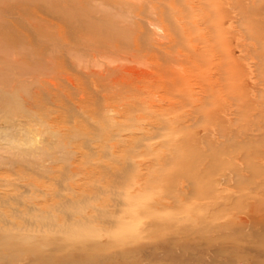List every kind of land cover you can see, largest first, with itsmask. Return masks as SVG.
<instances>
[{"label": "rangeland", "instance_id": "obj_1", "mask_svg": "<svg viewBox=\"0 0 264 264\" xmlns=\"http://www.w3.org/2000/svg\"><path fill=\"white\" fill-rule=\"evenodd\" d=\"M17 1L0 0V3L2 2L0 11L9 6L5 12L3 10L4 13L0 12V15L4 17H0V24L4 23L7 26V30L3 27L2 31L8 36L11 35L8 31H13L11 33L15 36V39H10V42L6 40L4 43L0 37V56L1 59L3 58L0 59V70L11 83V86L8 85L5 88L6 90L13 91L17 88L12 86L22 87L23 85L22 89L19 88L23 91L22 93H25L23 94V101H26L24 105L31 106V114L41 117L39 122L42 126H34L38 135L37 142L43 145L51 141L48 145H51V152L49 151L51 155L45 158L46 161L42 160L46 171L36 170L38 168L24 162L25 159L18 149L0 140V201H3L2 205L7 208L13 206L21 208L20 203L24 196L31 197V201L33 199L38 207L43 208L41 213L43 215L35 217H40L38 222H35L37 226L0 227V233L2 232L0 264H264V129L262 130L261 127L264 124V82L260 81L264 71L256 70L255 64L258 60L249 55L250 51L247 52V47L248 49L254 47L253 43L256 39L246 35L245 32L248 31L249 26L246 20L242 21V18L248 16L246 7L255 8L259 5L258 0H241L242 8L238 10L231 9L230 5L234 0H131L132 2L130 0H94V2L93 0H67L66 3L72 8L70 9L68 5L66 7L65 4L59 8L60 12L67 8L64 11L66 16L75 14L71 16V19L75 18L73 21L77 22L80 18L82 20L70 24L58 13L54 14L56 17L51 14L53 18L47 19L48 22L46 21L45 24L36 18L21 14L19 18L21 25L28 30L24 32L18 25L20 22L14 19L18 16L10 14L11 7L17 4ZM37 1L40 3L36 2V4H42L43 0ZM79 1L84 2L81 5ZM52 2L60 4L62 0H52ZM127 6L132 7L136 12H132V9L130 11ZM221 8L230 10L224 14ZM127 13V17L123 15ZM179 16L180 18L185 16L181 18L182 22ZM160 17L164 18L165 24L169 23L167 25L169 30L181 29L179 34L184 37H182L184 47L186 44L190 49V37L199 38L200 41L198 39L197 43L201 50L197 53L206 55L208 57L206 64L210 66L218 64L219 60L214 61L212 54L214 55L215 50H220L221 45L218 46L212 41L215 46L212 50L213 48L202 43L201 29L206 30L209 39H216L219 35L216 33L223 31L226 27L220 21L230 19L234 20L235 25L246 35L243 39L244 48L239 49L240 53L236 52L232 58L241 65L240 67H243L242 77L249 78V72L255 70L254 73L259 78L254 86L249 84L242 86L249 105L248 122L244 121L243 116L238 112V115H232L230 118L233 123L229 125V128L233 130L231 136H224L222 133V127H224V123H221L222 116L214 118L217 126L204 117L210 108L217 107L222 110L224 103L220 105L221 107L217 105L219 92L215 94L214 104L209 103L211 80L206 75L208 68H201L200 64V68L197 69L192 58L181 59L186 68L190 67L189 74L193 76L190 78V84L194 88V99L190 106H186L183 110H175L167 116L149 109L150 106L160 104L158 97L153 94L160 88L158 87L160 73L153 61H145V52L146 54L148 52L141 51L136 55L134 45L137 43L135 48L138 45L149 46L151 40L160 38L156 36L155 39L154 32L155 35H163L162 32L156 33L154 28ZM205 18L213 19L207 23L209 27L205 24ZM197 19L198 24L194 25ZM251 19H255V26L258 25L264 35V8L256 16H251ZM152 20L156 22V25ZM201 21L205 23L202 24ZM79 22L81 25L89 24H84V28L80 25L82 27H79L80 30H85L84 32L81 30L82 33L77 28ZM248 22L251 24L250 21ZM158 23L161 26L160 22ZM14 25L17 26L14 27ZM198 25L200 26L197 27ZM32 29L37 31L34 33ZM40 31H43L47 37ZM236 33V30H230L222 36L232 38ZM97 34L100 36L98 37ZM114 34L116 40L126 41L129 47L119 48L120 50L114 47L104 50L100 48L102 51L98 48L100 52L97 49L93 53L88 52L89 55L87 52L81 54V51L70 48L71 45L73 47L79 45V42L82 44L80 38L85 42L97 40V42L109 44L115 41L111 39L114 38ZM87 35L90 36L86 38ZM74 37L78 38V41L73 40ZM162 41L166 40L162 39ZM184 47L186 55L190 51ZM112 48L114 49L111 50ZM151 48L154 49L153 56L158 55L156 47L152 45ZM204 48L206 51L203 50ZM232 48L238 50L236 47L232 46ZM242 50L245 54L241 53ZM134 54L137 57L140 55L144 57L135 58ZM219 54L221 56V53ZM150 64L155 71L152 67L149 68ZM171 66L180 69L176 65ZM145 72L148 74L151 72V75ZM220 78L224 80L225 74L221 73ZM196 83L198 85H195ZM98 86L102 87L99 89ZM25 88L32 90L33 94H31L34 98L29 97L31 94L26 92ZM95 89L98 90L97 94L92 93ZM125 89H129L130 92L124 93ZM201 89L202 92H200ZM114 92L115 95H113ZM110 95L111 98H109ZM114 96L116 97L112 98ZM105 103L108 108L103 106ZM127 104L132 105L130 106L132 111L128 112L127 116L139 117L143 123L141 129L135 131V136L138 135L139 138L134 141V146L131 148L128 147L127 142L123 143L111 136L120 129L119 125L116 123L114 125V119L113 124L111 123L112 118L118 121L119 116H122L115 110L113 112L111 107L116 105L115 108L119 106L121 110L126 108L124 106ZM99 106L106 110H97ZM33 108L36 113L33 112ZM232 109L240 110L241 107L234 106ZM185 112L189 115L185 116ZM181 113L184 117L178 116ZM104 118H107L109 123L104 122ZM176 118L179 124L176 123ZM251 121L260 122L258 124L261 125L255 127L250 124ZM155 122L160 124L162 129L152 128L151 123L154 125ZM13 124L17 125L15 122ZM4 126L1 125V135L4 138L6 135V132H3L4 128L8 129L9 135L15 134L19 129V126L11 127L7 123V127ZM105 127H107L106 131ZM146 129L149 130L150 137L143 136V130ZM128 131L119 133L126 135ZM106 132H109V139H102L107 137ZM229 138L238 141L237 145L229 144L231 141ZM110 145L111 148H109ZM256 148L257 152L254 151ZM252 153L257 154L256 158H252ZM31 160L34 159L31 158ZM251 160L254 167L256 165L259 169L258 175L251 172L253 167L249 163ZM79 167L81 169L77 171ZM116 173L119 176L116 177ZM132 186L139 188L135 191L138 196H131ZM82 188L83 192L89 195L86 200L79 202L78 205L68 200L73 192H81ZM125 193L130 195L129 205L121 200ZM91 196L110 198L113 202L105 207L104 211L95 212L97 214L92 220H85L83 216L87 212L83 210L87 207L86 205L93 202ZM158 198L161 199L160 204L157 202ZM4 200H6L5 203ZM59 200L61 202L64 200V204L58 203ZM156 217L158 222L157 219L153 221ZM10 237H13V240Z\"/></svg>", "mask_w": 264, "mask_h": 264}, {"label": "bare ground", "instance_id": "obj_2", "mask_svg": "<svg viewBox=\"0 0 264 264\" xmlns=\"http://www.w3.org/2000/svg\"><path fill=\"white\" fill-rule=\"evenodd\" d=\"M5 1V0H4ZM42 1V0H41ZM66 1L67 0H62V3H60V4H56L55 2V4L52 2V0H51V2H50V0H43L42 1V4H36V2L38 3L39 1H37V0H18L17 2V4H15L13 7H11V12H10V14L11 15H15V17L16 16H18V17H16V18H14V19H16V21L18 20L19 22L21 21V20H19V18H21L20 17V15L22 14L23 16H25V17H30V18H36V19H38V21L39 22H43V23H45L46 24V21H47V19H51L50 17H52V15L51 14H58V15H60V16H62V18L63 19H65L67 22H69L70 24L71 23H77L76 21H73V20H75V18L74 19H71V16H73V15H75V14H73V15H71V16H66L67 14L64 12L67 8V3H66ZM81 1V0H80ZM79 1V2H80ZM100 1V0H99ZM99 1H96V2H99ZM127 1V0H126ZM133 1V0H132ZM131 0H130V2H132ZM135 1H137V0H135ZM151 1V0H150ZM149 1V2H150ZM207 1V0H206ZM208 1H210V0H208ZM241 0H234V2L230 5L231 6V9H234V10H238V9H241L242 8V3L240 2ZM8 2V1H7ZM44 2V3H43ZM77 2V4H78V1H76ZM82 2H84V1H82ZM82 2H80V4L82 3ZM87 1H85V3H86ZM89 2V1H88ZM93 2H94V0H93ZM92 2V3H93ZM129 2V1H128ZM127 2V3H128ZM9 3H10V1H9ZM40 3V2H39ZM74 3V2H73ZM91 3V2H90ZM89 3V4H90ZM101 3V2H100ZM119 3V2H118ZM207 3V2H206ZM210 3V2H209ZM0 4H2V2L0 3ZM66 4V5H65ZM75 4V3H74ZM87 4V3H86ZM102 4V3H101ZM208 4V3H207ZM213 5V3H210V5ZM258 6H256L255 8H253V9H249L248 7H246V12H247V14H248V16H247V18L245 17V18H242V21L243 20H246V23L248 24V31L247 32H245L246 33V35L247 36H250V37H255V43H253L254 44V47L252 46L251 47V49L249 48L248 49V47H247V52L248 51H250L251 53L249 54V55H251V57L252 58H255V59H257L258 61H257V63L255 64V67H256V70L258 71V70H263L264 71V35H262V30H261V28L258 26V25H256L255 26V24H254V20L255 19H251V16H256L257 14H259L260 12H261V9L262 8H264V0H258ZM5 5V4H4ZM7 5V4H6ZM62 5L64 6H66V7H64V8H66L65 10H62L61 12H60V10H59V8L60 7H62ZM82 5V4H81ZM84 5V4H83ZM98 5V4H97ZM103 5V4H102ZM113 5V4H112ZM117 5V4H116ZM135 5H136V3H135ZM145 5H146V3H145ZM228 5V4H227ZM3 6V5H2ZM86 6V5H85ZM114 6V5H113ZM118 6H120V4L118 5ZM124 6V5H123ZM132 6V5H131ZM141 6V5H140ZM7 7V6H6ZM9 7V6H8ZM7 7V8H8ZM68 7H69V5H68ZM74 7H77L76 5H74ZM79 7V6H78ZM90 7H92V6H90ZM98 7V6H97ZM127 7H129V6H127ZM139 7V6H138ZM182 7V6H181ZM0 8H2V7H0ZM7 8H3L2 9V11H0V12H2V13H4L5 12V9H7ZM70 9L72 8V7H69ZM121 8V7H120ZM140 9L142 8V7H139ZM157 8V7H156ZM161 8V7H160ZM159 8V9H160ZM220 8V7H219ZM218 8V9H219ZM74 9V8H73ZM76 9V8H75ZM74 9V10H75ZM130 9H132V7H129V10ZM144 9V8H143ZM151 9V8H150ZM153 9H154V7H153ZM222 9V11H223V13L224 14H226L228 11L227 10H230V9H228V8H221ZM1 10V9H0ZM3 10H4V12H3ZM122 10V9H121ZM128 10V11H129ZM133 10V9H132ZM132 10H130V11H132ZM178 10H180V9H178ZM68 11V10H67ZM89 11H90V9H89ZM113 11V10H112ZM142 11V10H141ZM153 11V10H152ZM219 11V10H218ZM72 12H75V11H72ZM132 12H136V11H132ZM154 12V11H153ZM231 12V11H230ZM71 13V12H70ZM130 13V12H129ZM156 13V12H155ZM160 14H162L161 12H159ZM184 13V12H183ZM91 14V13H90ZM98 14V13H97ZM135 14H137V13H135ZM176 14H178V13H176ZM189 14V13H188ZM220 14V13H219ZM96 15V14H95ZM118 15V14H117ZM123 15H125L126 17L128 16V13L127 14H123ZM187 15V14H186ZM223 15V14H222ZM221 15V16H222ZM9 16V15H8ZM55 16V15H54ZM77 16V15H76ZM122 16V15H121ZM133 16V15H132ZM147 16V15H146ZM0 17L1 18H4L3 16H1L0 15ZM56 17V16H55ZM78 17V16H77ZM96 17V16H95ZM119 17V16H118ZM123 17V16H122ZM125 17V18H126ZM134 17V16H133ZM183 17H185V16H183ZM183 17H181V18H183ZM196 17V16H195ZM194 17V18H195ZM208 17V16H207ZM53 18V17H52ZM124 18V17H123ZM124 18V19H125ZM129 18V17H128ZM137 18V17H136ZM179 18H180V16H179ZM180 18V21L182 22L183 21V19H181ZM6 19V18H5ZM11 19H13V18H11ZM117 19V18H116ZM127 19V18H126ZM129 19H132V18H129ZM163 19L164 18H162V17H160V19H159V21L158 22H160V25L161 26H159L158 24V22H157V25H158V27H157V25L155 24L156 22H154L153 20V22H154V24L156 25V26H154V28H155V31H157L156 33H158V34H161V32H162V34L164 35L165 34V36H163V35H155V32H154V36H155V39H156V36H158V37H162L161 39L160 38H158V40L156 39L155 41L153 40H151V43H150V45L152 44L153 45V47H156V50H157V52H158V55H154L153 56V54H154V49H152L151 47H152V45L150 46H147V44L146 45H144V46H140V45H138L137 46V48H135V46L137 45V43H135L136 45H134V52H135V54L137 55V53H140L141 51L142 52H145V51H147L148 53L147 54H149L150 55V53L152 52V55H148V58H147V54H146V52H145V55H146V57H144V56H141V57H144V59H145V61H149V62H151V61H153V64L154 65H156V66H158V71H159V78H158V87H160L159 88V90L157 91V92H155V93H153V94H155V96L156 97H158V99L160 100V104L158 105V106H150L149 107V109H151V110H155L154 112H158V113H160V115H162V116H167V114H171V113H173L175 110L177 111V110H180V109H184L186 106H190V103H191V101L194 99L193 97H194V92H193V87H192V85L190 84L191 83V79L190 78H192L193 76L192 75H190L189 74V72H190V67L188 66V68H186L187 66L185 65V63H184V61L183 60H181L183 57H185V59H186V57H187V59H193L195 62L194 63H196L195 64V66L197 67V69L198 68H200V64L202 65L201 66V68L202 67H207L208 68V72L206 73V75H207V77H209L210 78V80H211V83H210V90H209V93H208V99H209V103H211V104H214V99L216 98V96H215V94H216V92L218 93V94H220V96H219V101H217V105H221L222 106V103H224L223 104V106H222V110H219L217 107H213V108H210V109H208L207 111H206V113H205V116L204 117H206L207 118V120L208 121H211L212 123H214L213 125H216L217 126V123L214 121V118L216 117V116H222L223 117V120H221V123H224V127H222L221 129H222V133L224 134V136L225 135H227V136H231L232 135V133H233V130L231 129V128H229V125L230 124H232L233 123V120L230 118L232 115H238V113H239V115L241 114V116H243V120L244 121H247V118H248V110H249V105L247 104V102H248V100H247V98H246V93L243 91V89H242V86H244V85H246V84H249V85H251V86H254V84L256 85V83L258 82V75L256 74V73H254L255 72V70H253V71H250L249 73H250V79L249 78H244V77H242V71H241V69H243V67H240L241 65L239 64V63H237L236 61H234L233 60V58H234V54H236V52H239L240 53V51H239V49H242V48H244V41H243V39H244V36H246V35H244V32L241 30V29H239L236 25H235V21L234 20H230V19H227V20H222V21H220V23L221 24H223V26H226L225 27V29L222 31V30H220L219 31V33H216V34H219V35H217V37H216V39L215 38H213V39H209V37H207V33H206V30L204 29H201L202 31L200 32L201 33V41H203L202 43H204L205 45H207L208 47H211V48H213L212 50H214L215 49V46H214V43H216V45H221L220 47H221V49L220 50H215L214 51V55L212 54V57L214 58V61L215 60H219L218 61V64H213V65H211L210 66V64L209 65H207L206 63L208 62V57L206 56V55H201V54H198L197 52H200V48L198 47L199 45H198V43H197V41H198V39L199 38H195V39H192V37H190L191 39H190V49L186 46V44H185V47H186V49L188 50L189 49V53L188 54H186L185 55V52H184V50H183V47H184V40H183V35H180L179 33H180V31H181V29L179 30V29H177L176 30V28L174 29V31L173 30H169V28L167 27V25L169 24L168 22L165 24L164 23V21H163ZM206 20V23L203 21H201L202 22V24H206V26H207V23L208 22H211V21H213V19H208V18H205ZM215 19V18H214ZM82 20V19H81ZM113 20V19H112ZM111 20V21H112ZM161 20V21H160ZM179 19H177V21H178ZM209 20V21H208ZM3 21H5V20H3ZM15 21V20H14ZM65 21V22H66ZM123 21V20H122ZM129 21V20H128ZM248 21H250L251 22V24H249V22ZM8 22V21H7ZM48 22V21H47ZM82 22V21H81ZM81 22H79V26H77V28H79L80 27V23ZM84 22V21H83ZM153 22H152V24H153ZM173 22V21H172ZM192 22V21H191ZM6 23V22H5ZM62 23V22H61ZM114 23V22H113ZM121 23V22H120ZM128 23V22H127ZM131 23V22H130ZM194 23V22H193ZM198 24V19L197 20H195V23H194V25H197ZM200 23V22H199ZM4 24V23H3ZM2 23L0 24V37H2V41H3V43H4V41L6 42V40L7 41H9L10 39H15V36H14V34H12L11 32H13V31H11V32H9L8 31V33H10L11 35H9L8 36V34L7 33H5L4 31H2L3 30V27H4V30H5V27H6V30H7V26H6V24H4L3 25ZM40 24V23H39ZM84 24H88V23H84ZM84 24L83 25H81L83 28H84ZM94 24V23H93ZM181 24V23H180ZM184 24V23H183ZM18 25L22 28L21 29V31H23L24 32V30H26V31H28L27 30V28L26 27H24L23 25H21V22L20 23H18ZM89 25V24H88ZM127 25V24H126ZM173 25L175 26V24L173 23ZM182 25V24H181ZM17 25H14V27H16ZM73 26V25H72ZM87 26V25H86ZM90 26H91V24H90ZM177 26V25H176ZM183 26H185V25H183ZM200 25H198L197 27H199ZM217 26H219L218 24H217ZM13 27V26H12ZM12 27H9V28H11V29H13ZM19 27V28H20ZM32 27V26H31ZM82 27H80V28H82ZM92 27V26H91ZM108 27V26H107ZM173 27V26H172ZM207 27H209V26H207ZM221 27V26H220ZM9 28H8V30H9ZM80 28H79V30H80ZM10 29V30H11ZM75 29V28H74ZM16 30V29H15ZM32 30H34L33 32L35 33V31H37L36 29H32ZM56 30V29H55ZM62 30V29H61ZM83 32L85 31V30H83V29H81ZM80 30V31H81ZM95 30V29H94ZM112 30V29H111ZM125 30V29H124ZM184 30H186V29H184ZM183 30V31H184ZM214 30V29H213ZM234 31V30H236V34H234V37L232 36V38H224L222 35H223V33H225V34H227L229 31ZM82 31H81V33H82ZM113 31V30H112ZM112 31H110L111 33H112ZM121 31V30H120ZM158 31H160V32H158ZM176 31V33H174ZM16 32V31H15ZM55 32V31H54ZM61 32V31H60ZM93 32V31H92ZM98 32V31H97ZM101 32L102 31H100V35H101ZM185 32H187V31H185ZM185 32H184V34H185ZM190 32V31H189ZM29 33H30V31H29ZM40 33H42V35L43 36H46L45 34H44V32L42 31H40ZM87 33V32H86ZM105 33H106V31H105ZM123 33V32H122ZM234 33V32H233ZM63 34V33H62ZM61 34V35H62ZM65 34H67V33H65ZM69 34V33H68ZM88 34V33H87ZM92 34V33H91ZM107 34V33H106ZM186 34H188V35H192V34H190V33H186ZM13 35V36H12ZM16 35V34H15ZM53 35H55V34H53ZM60 35V34H59ZM70 35V34H69ZM83 35V34H82ZM99 34H97V36L99 37L100 36ZM113 35V34H112ZM75 36V35H74ZM88 36H90V35H87V37L86 38H88ZM102 36V35H101ZM107 36V35H106ZM110 36H111V34H110ZM187 36V35H186ZM219 36V37H218ZM47 37V36H46ZM56 37V36H55ZM84 37V36H83ZM109 37V36H108ZM117 37V36H116ZM136 37V36H135ZM183 37V38H182ZM215 37V36H214ZM85 38V40H87V41H89V39H86ZM111 38V37H110ZM100 39H101V37H100ZM99 39V40H100ZM112 40L113 39H115V34H114V38H111ZM153 39V38H152ZM160 39V40H159ZM162 39L163 40H166L165 42H163L162 41ZM1 40V39H0ZM35 40V39H34ZM73 40H76V41H78V38H76V37H74V39ZM80 40H82V44L79 42V45H75V47H73L72 45L70 46V48L71 49H74V50H78V51H81V54H85V52H90V53H93V51H96L98 48L100 49V48H102V50H104V49H106V48H111V47H114V48H116V49H118V50H120L121 48H124V49H126V48H128L129 46H128V43L125 41H121V40H116L115 39V41H112V43H110L109 42V44H108V42H107V44H105L104 42H97V40H95V41H92V42H85L83 39H81L80 38ZM109 40V39H108ZM129 40V39H128ZM134 40H136L135 38H134ZM36 41H37V39H36ZM35 41V42H36ZM101 41V40H100ZM111 41V40H110ZM199 41H200V39H199ZM214 43H213V42ZM10 42V41H9ZM136 42V41H135ZM2 43V44H3ZM28 43V42H27ZM134 43H132V45H133ZM200 44V43H199ZM4 45V44H3ZM38 45V44H37ZM49 45H51V44H49ZM48 45V46H49ZM141 45H143V44H141ZM44 46V45H43ZM66 46H68L69 47V45L68 44H66ZM232 46L233 47H236V48H238V50H236L235 48H232ZM1 47H2V45H1ZM184 47V48H185ZM207 47V48H208ZM114 48H112L111 50H113ZM120 48V49H119ZM49 49V48H48ZM99 49H98V51H99ZM185 49V50H186ZM192 49H193V51H192ZM254 49V50H253ZM30 50V49H29ZM101 50V49H100ZM101 50V51H102ZM204 51H206L205 50V48L203 49ZM25 51V50H24ZM59 51V50H58ZM65 51V50H64ZM129 51V50H128ZM192 51V52H191ZM220 51V52H219ZM22 52V51H21ZM60 52V51H59ZM73 52V51H72ZM71 52V53H72ZM100 52V51H99ZM150 52V53H149ZM245 51H241V53L242 54H245L244 53ZM246 52V53H247ZM2 53V52H1ZM206 53V52H205ZM219 53H221V56H220V54ZM120 54H122V53H120ZM134 54V56H135V58H140V56H136ZM144 54V53H143ZM142 54V55H143ZM238 54V53H237ZM23 55V54H22ZM88 55H89V53H88ZM93 55H95V54H93ZM131 55V54H130ZM99 56V55H98ZM101 56V55H100ZM120 56V55H119ZM124 56V55H123ZM123 56H122V58H123ZM3 57V56H2ZM56 57V56H55ZM80 57V56H79ZM79 57H77V59H79ZM84 57V56H83ZM94 57H96V56H94ZM118 57V56H117ZM221 57V58H220ZM233 57V58H232ZM80 58H82V57H80ZM97 58V57H96ZM95 58V59H96ZM134 58V59H135ZM198 58V59H197ZM222 58H223V60H222ZM0 59H1V56H0ZM3 59V58H2ZM1 59V60H2ZM126 59V58H125ZM75 60V59H74ZM73 60V61H74ZM111 60V59H110ZM114 60V59H113ZM112 60V61H113ZM116 60V59H115ZM136 61H137V59H135ZM154 60H155V62H154ZM192 60V61H193ZM4 61H5V59H4ZM86 61V60H85ZM90 61V60H89ZM98 61H100V60H98ZM19 62V61H18ZM29 62V61H28ZM49 62V61H48ZM88 62V61H87ZM91 62V61H90ZM186 62V61H185ZM2 63H4L3 61H2ZM99 63V62H98ZM173 65H176V66H178V68H180V69H175L173 66H171L172 64ZM197 63H199V64H197ZM87 64V63H86ZM89 64V63H88ZM101 64V63H100ZM148 63H146V65H147ZM53 65V64H52ZM73 65V64H72ZM81 65V64H80ZM82 65H83V63H82ZM46 66V65H45ZM149 66V65H148ZM155 66V67H156ZM184 66V68H182ZM186 66V67H185ZM199 66V67H198ZM61 67V66H60ZM80 67V66H79ZM78 67V68H79ZM151 64H150V66H149V68L151 69ZM154 67V68H155ZM157 68V67H156ZM61 69V68H60ZM83 69V68H82ZM152 69H153V67H152ZM210 69V70H209ZM251 69V68H250ZM7 70V69H6ZM30 70H31V68H30ZM154 70V69H153ZM24 71V70H23ZM149 71V70H148ZM155 71V70H154ZM157 71V70H156ZM220 71V72H219ZM47 72H49V71H47ZM106 72V71H105ZM113 72V71H112ZM201 73H202V71H200ZM200 72H198L197 71V73H200ZM142 73V72H141ZM145 73H147V72H145ZM221 73H223V75L225 74V78H224V80H223V78H220V74ZM30 74V73H29ZM108 74V73H107ZM111 74V73H110ZM148 74V73H147ZM156 74V73H155ZM148 75H151V72L148 74ZM148 75H146V77L148 76ZM46 76V75H45ZM263 77L262 78H260L261 80V82H264V74L262 75ZM7 77V76H6ZM6 77H4V74H2V71L0 70V140H3V141H6V143L8 144V145H10V146H13V148H16V149H18L19 150V153L20 154H22L23 155V159H25L24 160V162H26V163H28L27 165H30V166H35L34 168H38V169H36V170H39L40 169V171H46L45 169V166H43V163H42V160H45V158L47 157H49L51 154H50V149H51V145L50 146H48L49 145V143L51 142H49V143H47V142H45L43 145H39V143L37 142L38 140H37V138H38V135H36L37 133H36V130H35V127L34 126H36V125H38V126H42V124L39 122V119L41 118L39 115H33V114H31V111H32V109L28 106V107H26L25 105H24V102H26V101H23L24 99H23V94H25V93H22L23 91H21L20 90V88L19 87H21V86H18V87H16L15 85H14V87L12 86V88H17V89H14L13 91H10V90H6L5 88H7V86L8 85H10L11 83H9V80H7V78ZM154 77V76H153ZM28 78V77H27ZM68 78V77H67ZM66 78V79H67ZM112 78V77H111ZM144 78V77H143ZM149 78V77H148ZM91 79H92V77H91ZM99 79V78H98ZM153 79V78H152ZM156 79V78H155ZM48 80V79H47ZM52 80V79H51ZM101 80V79H100ZM154 80V79H153ZM94 81V80H93ZM129 81V80H128ZM147 81V80H146ZM151 81V80H150ZM11 82V81H10ZM104 82V81H103ZM13 83V82H12ZM55 83V82H54ZM149 83V82H148ZM147 83V84H148ZM151 83H153V82H151ZM194 83V82H193ZM56 84V83H55ZM146 84V85H147ZM154 84H155V82H154ZM54 85V84H53ZM62 85V84H61ZM135 85V84H134ZM155 85H157V83L155 84ZM195 85H198L197 83L195 84ZM194 85V86H195ZM11 86V85H10ZM9 86V87H10ZM46 86V85H45ZM78 86V85H77ZM96 86V85H95ZM95 86L93 87V88H95ZM22 87H23V85H22ZM22 87H21V89H22ZM27 87V86H26ZM44 87V86H43ZM99 87V86H98ZM102 87V86H101ZM101 87H99V89L101 88ZM147 87V86H146ZM217 87H219V88H217ZM30 88H31V86H30ZM106 88V87H105ZM203 88V87H202ZM27 88H25V91L26 92H28V93H32V90H26ZM60 89V88H59ZM143 89V88H142ZM141 89V90H142ZM151 89V88H150ZM200 89V88H199ZM33 90H35V88L33 89ZM46 90H48V89H46ZM96 90V91H95ZM92 93L93 94H97V89H95ZM216 90V91H215ZM62 91V90H61ZM100 91V90H99ZM34 92V91H33ZM95 92V93H94ZM121 92H122V89H121ZM124 93H129L130 91H129V89H125L124 91H123ZM149 92H150V90H149ZM200 92H202V89L200 90ZM47 93H49V92H47ZM33 94V93H32ZM29 95V97L30 96H32L33 98H34V95ZM35 94V93H34ZM106 94V93H105ZM108 94V93H107ZM112 94V93H111ZM101 95H102V92H101ZM113 95H115V92H114V94ZM112 95V96H113ZM121 95H122V93H121ZM196 95V94H195ZM255 95V94H254ZM107 96V95H106ZM126 96V95H125ZM127 96H128V94H127ZM26 97V96H25ZM39 97V96H38ZM116 96H114V97H112V98H115ZM31 98V97H30ZM33 98H32V100H33ZM81 98V97H80ZM79 98V99H80ZM109 98H111V95L109 96ZM119 98H120V96H119ZM200 98V97H199ZM202 98V97H201ZM51 99H52V97H51ZM128 99V98H127ZM57 100V99H56ZM110 100V99H109ZM155 100V99H154ZM200 100V99H199ZM198 101V100H197ZM223 101V102H222ZM95 102V101H94ZM45 103H46V101H45ZM55 103V102H54ZM99 103V102H98ZM130 103V102H129ZM29 104V103H28ZM111 104V103H110ZM154 105H155V103H154ZM105 108H108V107H106L107 105H106V103H105V105H103ZM116 106V105H115ZM115 106L114 107H111L112 109V111L114 112V110H115V112L116 113H121V115L122 116H119L120 118H122L123 120L121 121V119L119 118V119H117L118 121H116V119L115 118H112V121H111V123L113 124V119H114V125H115V123H116V125H119V128L120 129H118V132H114V133H112V137H115V138H118L119 139V141H121V142H123V143H125V142H127V144H128V147H133L134 145H133V143H134V141L136 140V139H138L139 138V136L138 135H136L137 136V138H136V136H135V131H137L138 129H141L140 127L143 125V123L141 122V120H140V118L138 117V118H130V117H128L127 116V113L128 112H130V111H132V108L130 107V106H132V105H130L129 106V104H127V106H124V107H126V108H122L123 109V111H122V109L120 110L119 108V106L117 107V108H115ZM220 106V107H221ZM234 106H237L238 108L239 107H241V109L240 110H235V109H232V107H234ZM101 106H99V107H97V110H103V109H105V108H103V109H101L100 108ZM133 107H134V104H133ZM35 108V107H34ZM33 108V109H34ZM225 108V109H224ZM36 109V108H35ZM35 109H34V111L33 112H35L36 113V111H35ZM118 109V110H117ZM106 110V109H105ZM108 110V109H107ZM97 112V111H96ZM188 112V111H187ZM238 112V113H237ZM106 113H107V111H106ZM115 113V114H116ZM110 114H111V112H110ZM102 115V114H101ZM117 115V114H116ZM120 115V114H119ZM184 115L186 116V115H189L188 113H184ZM184 115L181 113V114H179L178 116H180V117H184ZM106 116H107V114H106ZM115 116V115H114ZM142 116V115H141ZM118 117V116H117ZM177 117V116H176ZM227 117V118H226ZM107 118H104L103 120H104V122H106L107 120H106ZM108 120H109V118H108ZM126 120V122H124ZM232 120V121H231ZM40 121H41V119H40ZM13 122H15V123H17V125H14L13 124ZM103 122V123H104ZM248 122V121H247ZM6 123L7 124H9V125H11V127H15V126H19V129H17L18 130V132H15V134H11V135H9L8 133H7V131H8V129L6 130L5 128H4V130H3V132L5 131L6 132V135H4L5 136V138L6 137H8L7 139H5L2 135H1V130H2V128H1V125H5L4 127H7L6 126ZM33 123H35V124H33ZM107 123H109L108 121H107ZM110 123V125H112ZM164 123L166 124V120L164 119ZM176 123H178V120H177V118H176ZM186 124H187V122H185ZM184 123V124H185ZM194 123V122H193ZM258 123H260V122H256V121H254V122H250V124H252L253 126H255V127H259L261 124H258ZM45 124V123H44ZM179 124V123H178ZM74 125H76V124H74ZM151 125H152V128H155L156 130H159V129H162L161 128V126H160V124H158V123H154V125H153V123H151ZM157 125V126H156ZM220 125V124H219ZM248 125V124H247ZM45 126V125H44ZM107 126H108V124H107ZM187 126V125H186ZM10 127V126H9ZM117 127V126H116ZM115 127V128H116ZM146 127V126H145ZM241 127V126H240ZM261 127H262V130L264 129V124L263 125H261ZM106 128L107 127H105V131H106ZM109 128V127H108ZM110 129V128H109ZM113 129H114V126H113ZM16 130V129H15ZM14 130V131H15ZM121 130V131H120ZM129 130V131H128ZM58 131V130H57ZM80 131V130H79ZM102 131H104V129L102 130ZM122 131H128L127 133H126V135L125 134H120L119 132H122ZM144 131V137L146 136V137H150V132H149V130H143ZM48 132V131H47ZM56 132V131H55ZM46 133V132H45ZM107 133V132H106ZM5 134V133H4ZM56 134V133H55ZM84 134V133H83ZM109 132L107 133V137L105 136V138H103L102 137V139H109ZM125 135V136H124ZM123 137V138H122ZM152 137V136H151ZM240 137H242V136H240ZM98 138V137H97ZM121 138V139H120ZM51 139V138H50ZM55 139V138H54ZM54 139H51V140H54ZM82 139V138H81ZM230 139V138H229ZM243 139V138H242ZM231 141H229V144H231L232 146H234V145H237L236 143H238V141H233L232 139H230ZM57 141V140H56ZM58 141H59V139H58ZM63 141V140H62ZM104 141V140H103ZM131 141V142H130ZM260 141V140H259ZM100 142V141H99ZM241 142V141H240ZM59 143H61V140L59 141ZM63 143H65V141L63 142ZM68 143V142H67ZM103 143V142H102ZM259 143V142H258ZM75 144V143H74ZM6 145V144H5ZM61 145V144H60ZM67 145V144H66ZM126 145V144H125ZM64 146V145H63ZM80 146V145H79ZM55 148H56V146H54ZM57 147H58V145H57ZM61 147V146H60ZM109 147V146H108ZM112 146L110 145V147L109 148H111ZM138 147V146H137ZM145 147V146H144ZM7 148V147H6ZM79 148V147H78ZM57 149V148H56ZM61 150H62V148H60ZM4 150V149H3ZM86 150V149H85ZM149 150V149H148ZM257 148L254 150L255 152H257ZM7 151H9L8 149H7ZM11 151V150H10ZM50 151V152H49ZM77 151V150H76ZM80 151V150H79ZM150 151V150H149ZM6 152V151H5ZM12 152V151H11ZM66 152V151H65ZM68 152V151H67ZM66 152V153H67ZM73 152V151H72ZM141 152V151H140ZM18 153V154H19ZM16 154V153H15ZM253 154V157L252 158H256V156H257V154L256 153H252ZM113 155V154H112ZM8 156V155H7ZM19 156V155H18ZM21 156V155H20ZM19 156V157H20ZM26 156H28V157H31L32 159H34V160H31V158H27ZM22 157V156H21ZM26 157V158H25ZM54 157V156H53ZM57 157V156H56ZM74 158V157H73ZM28 159V160H27ZM36 159V160H35ZM46 161V160H45ZM39 162H41V164L39 163ZM44 162V161H43ZM60 162V161H59ZM71 162V161H70ZM249 163H251V165L253 166V167H251V172H252V174H259V169L257 168V166L255 165V167H254V163H253V161L251 160V161H249ZM36 164H37V166H36ZM62 165V164H61ZM74 166H76V165H74ZM78 166V165H77ZM42 169V170H41ZM71 169H72V167H71ZM79 169H81L80 167L77 169V171H79ZM15 171V170H14ZM72 171V170H71ZM94 171V170H93ZM108 171V170H107ZM73 172V171H72ZM51 175V174H50ZM117 176H119L118 175V173H116V177ZM7 180V179H6ZM8 181V180H7ZM75 181V180H74ZM104 182H106V180L104 181ZM75 183V182H74ZM182 183V182H181ZM9 184V183H8ZM86 186V188H87V186H88V184L87 185H85ZM94 186H96V185H94ZM71 187H72V185H71ZM96 187H98V188H100V186H96ZM83 188H84V186H83ZM83 188H82V191L80 192H76V193H74L73 192V194H72V197L70 198L69 196V198H68V200H71L73 203H76L77 205H78V203L79 202H81V201H83V200H86V198L87 197H89V195L88 194H85V192H83ZM92 188V187H91ZM102 188H103V186H102ZM101 188V189H102ZM182 188V187H181ZM81 189V188H80ZM134 189V190H133ZM138 187H136V188H134V186H132V191H133V194L131 195V196H135L136 195V192L135 191H138ZM88 190V189H87ZM16 191V190H15ZM86 191V190H85ZM90 191H91V189H90ZM89 191V193H91ZM116 191V190H115ZM92 192H93V189H92ZM134 192H135V194H134ZM94 193V192H93ZM99 193H100V191H99ZM107 193H108V191H107ZM30 195V194H29ZM92 195V194H91ZM95 195V194H94ZM10 196H12L11 194H10ZM26 196V195H25ZM99 196V195H98ZM136 196H138V195H136ZM92 197V199H93V202H91V204H89V205H86L85 207V209L83 210L84 212H87L86 214H85V216H83V217H85V220H92L94 217H95V214H97V213H99L100 211H104L103 209L105 208V207H107V206H110V203H112L113 202V199H106V198H103V197H100V198H97V197H94V196H91ZM30 199V200H29ZM180 200H181V197L179 198ZM22 201H21V208L19 207V208H14V206L12 207V208H7L6 206L4 207V205H2V203H3V201H0V227H3V228H7V227H9L10 228V226H12L13 228L14 227H34V225L35 226H37V222H38V219L40 218H38V216H42L41 215V213L43 212V208L42 207H38L37 206V204L35 203V202H33V199H32V201H31V197L30 198H27V197H24L23 196V198L21 199ZM88 200V199H87ZM121 200H122V202H124L126 205H129L130 204V195L128 194V193H125V194H123V197H121ZM5 201L6 200H4V203H5ZM26 201V203H23V202H25ZM161 199L160 198H158L157 199V202H158V204H160L161 202ZM61 202V200H59L58 201V203H60ZM64 202V200H62V204H64L63 203ZM68 202V201H67ZM175 202V201H174ZM7 203H8V201H7ZM12 203V202H11ZM56 203H57V201H56ZM90 203V202H89ZM114 203H116L115 202V200H114ZM65 204H66V202H65ZM71 204V203H70ZM52 205V204H51ZM60 205V204H59ZM69 206V205H68ZM75 206V205H74ZM79 206H80V204H79ZM164 207V206H163ZM48 208V207H47ZM80 208L82 209V207L80 206ZM63 209V208H62ZM80 209V210H81ZM87 209V210H86ZM68 210V209H67ZM155 210H157V208L155 209ZM154 210V211H155ZM69 211V210H68ZM95 212H97V213H95ZM112 212H114L113 210H112ZM104 213V212H103ZM109 213V212H108ZM135 213V212H134ZM75 214V213H74ZM107 214V213H106ZM113 214V213H112ZM36 215H38L37 216V218H35L36 217ZM77 215H78V213H77ZM73 217V216H72ZM82 217V216H81ZM76 217H74V219H75ZM141 218V217H140ZM160 218V217H159ZM155 219H157V217L156 218H153V221L155 222L156 220ZM77 221H78V218L76 219ZM84 220V221H85ZM106 221V220H105ZM36 222V223H35ZM103 223H104V221H102ZM110 222V221H109ZM112 222V221H111ZM157 222H158V219H157ZM114 223V222H113ZM39 224H41V223H39ZM154 225V224H153ZM5 226V227H4ZM105 226V225H104ZM155 226V225H154ZM156 226H157V224H156ZM1 230H3V229H1ZM27 230V229H26ZM27 232V231H26ZM2 233V232H1ZM0 233V240H1V238H2V234ZM26 238H29V237H26ZM33 238V237H32ZM32 238H30L31 240H32ZM10 239H12L13 240V237H10ZM24 239V238H23ZM24 240H26V239H24ZM30 240V241H31ZM29 242V241H28Z\"/></svg>", "mask_w": 264, "mask_h": 264}]
</instances>
